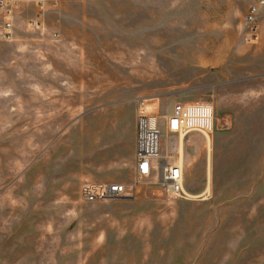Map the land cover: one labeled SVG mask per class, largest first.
Here are the masks:
<instances>
[{"label": "rangeland", "instance_id": "rangeland-1", "mask_svg": "<svg viewBox=\"0 0 264 264\" xmlns=\"http://www.w3.org/2000/svg\"><path fill=\"white\" fill-rule=\"evenodd\" d=\"M14 1L0 8V264H264V17L257 43L245 24L257 0ZM146 99L161 117L214 107L211 134L162 119L183 198L136 174ZM86 182L134 193L87 202Z\"/></svg>", "mask_w": 264, "mask_h": 264}, {"label": "built area", "instance_id": "built-area-1", "mask_svg": "<svg viewBox=\"0 0 264 264\" xmlns=\"http://www.w3.org/2000/svg\"><path fill=\"white\" fill-rule=\"evenodd\" d=\"M43 6L46 0H29ZM14 0H0V8L11 14ZM264 0H257L245 15L247 41L257 43L263 29ZM11 25H7L6 32ZM8 33H5V36ZM162 119L168 133L184 136L192 131L211 134L215 128L214 107L206 103H175L169 113L161 117L158 100L146 99L138 104L136 121L135 171L140 178L154 179L168 195L183 198L184 170L182 165L160 157ZM133 187L122 183L86 182L81 186V197L87 202L128 198Z\"/></svg>", "mask_w": 264, "mask_h": 264}, {"label": "bare ground", "instance_id": "bare-ground-1", "mask_svg": "<svg viewBox=\"0 0 264 264\" xmlns=\"http://www.w3.org/2000/svg\"><path fill=\"white\" fill-rule=\"evenodd\" d=\"M163 148V147H162Z\"/></svg>", "mask_w": 264, "mask_h": 264}]
</instances>
